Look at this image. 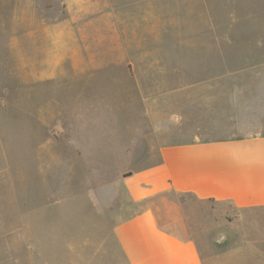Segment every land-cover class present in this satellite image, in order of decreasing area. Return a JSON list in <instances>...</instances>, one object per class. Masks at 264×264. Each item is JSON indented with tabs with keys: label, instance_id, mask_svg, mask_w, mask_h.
<instances>
[{
	"label": "crops",
	"instance_id": "1",
	"mask_svg": "<svg viewBox=\"0 0 264 264\" xmlns=\"http://www.w3.org/2000/svg\"><path fill=\"white\" fill-rule=\"evenodd\" d=\"M52 3L56 64L80 73V128L63 143L70 182L90 183L97 263L264 264V64L234 66L214 32L152 47L162 0ZM181 195L234 211L191 214Z\"/></svg>",
	"mask_w": 264,
	"mask_h": 264
},
{
	"label": "rangeland",
	"instance_id": "2",
	"mask_svg": "<svg viewBox=\"0 0 264 264\" xmlns=\"http://www.w3.org/2000/svg\"><path fill=\"white\" fill-rule=\"evenodd\" d=\"M54 1L0 0V264H99L104 255L89 228L90 183L66 174L63 140L80 128L82 87L79 72L66 76L67 61L56 64L45 33L46 22L62 15ZM162 1L170 17L153 18L152 47L167 46L165 37L175 42V34L214 32L234 66L264 64V0ZM181 198L191 214L234 211ZM86 235L93 239L84 247Z\"/></svg>",
	"mask_w": 264,
	"mask_h": 264
}]
</instances>
